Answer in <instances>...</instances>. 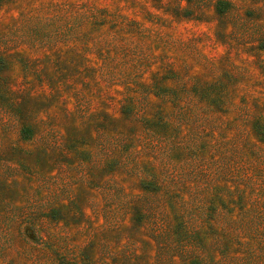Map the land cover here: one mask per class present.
<instances>
[{"label":"rangeland","instance_id":"rangeland-1","mask_svg":"<svg viewBox=\"0 0 264 264\" xmlns=\"http://www.w3.org/2000/svg\"><path fill=\"white\" fill-rule=\"evenodd\" d=\"M256 120L264 0H0V264H264Z\"/></svg>","mask_w":264,"mask_h":264},{"label":"trees","instance_id":"trees-1","mask_svg":"<svg viewBox=\"0 0 264 264\" xmlns=\"http://www.w3.org/2000/svg\"><path fill=\"white\" fill-rule=\"evenodd\" d=\"M126 113V112H125ZM130 113H128L127 115H129ZM162 125H163V122L161 123V128H162ZM152 127L155 129L157 128L158 129V126L154 123L151 124V126L147 127L148 129H151V131L153 132V129ZM144 127V129H147ZM252 130L261 137V139H264V123L260 122L259 120H256L254 123H253V128ZM155 135V134H154ZM158 136V135H156ZM260 161L261 162H264V157L260 156L259 157ZM145 186V185H144ZM60 264H64L63 261H60Z\"/></svg>","mask_w":264,"mask_h":264}]
</instances>
